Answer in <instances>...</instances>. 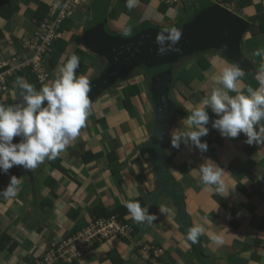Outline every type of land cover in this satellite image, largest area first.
I'll use <instances>...</instances> for the list:
<instances>
[{"label":"crops","instance_id":"obj_1","mask_svg":"<svg viewBox=\"0 0 264 264\" xmlns=\"http://www.w3.org/2000/svg\"><path fill=\"white\" fill-rule=\"evenodd\" d=\"M51 1L0 0L13 10L10 18H0V30L5 35V40L0 41V48H3L0 50V60L10 46L20 51L22 39L31 36L37 28V21L33 17L35 8L39 3L49 4ZM189 1H193L194 6L200 0H181L161 13L156 9V0L149 5H142L138 0L134 10L135 18L139 20L130 19L134 20V25L144 19L157 26H170L179 20ZM218 3L249 23L238 33L233 48L238 47L240 54L253 65L245 66L230 58L227 60V57L216 52L206 54L210 64L205 69L199 64L194 70L189 69V64L179 69V77L189 80L191 84L188 85L191 89L188 97H178L188 114L189 109L199 105L210 94L215 86L213 77L225 64H235L244 72L241 78L244 94H247L248 87L255 90L260 86L256 75L259 67L264 66V32L257 31V28L260 29L264 23V0H227ZM87 16L88 9L79 7L66 23L65 36L73 32L77 37L74 45L70 40V54L76 45L85 48L83 34ZM118 16L125 20L122 13ZM108 23L119 32L130 31L121 20H109ZM250 27L253 31L256 29L255 34L249 31ZM257 50L262 55L256 56L254 53ZM92 55L87 53L85 58H89L90 62H84L86 66H94L93 74L88 77L86 71L90 68H82L77 77L90 79L101 70V58ZM57 57L59 60L55 67L51 71L48 69L50 77L47 84L57 76L65 54ZM189 59L193 57L185 61ZM22 78L29 82L26 77ZM16 80L11 79L0 92V105H3V101H9L10 105L22 101ZM125 81L144 83L141 76L123 77L121 83L92 102L86 128L67 146L59 159L53 160L65 168L64 172L48 160L34 171L14 166L8 173L0 172V189L8 185L11 175L22 179L15 198L0 197V264H33L34 259L42 255L50 244L93 220L95 206L100 204L110 210L127 201L138 202V199H141L142 207L157 215V220L152 225L136 226L138 223L128 214L127 221L139 229L136 230L138 238L164 249L162 261L165 264H264V144H247L243 133L236 138L221 136L212 127L211 122L217 116L209 109V133L203 137L209 139L207 151L201 152L183 143L179 148H174L170 143V132L180 127L183 118L172 119L166 151L171 187H177L185 200L186 221L190 225L185 226L177 204L165 194L159 197L155 211L151 210L156 191L152 160L146 145L151 133L149 125L152 128L151 100L147 97L144 84L138 95V106L141 108H135L129 114L118 94ZM261 123L264 124V121ZM111 150H114L110 154L114 158L112 163L106 155ZM93 154L101 155L91 158ZM206 159L213 160L225 170L226 191L229 189L227 195L221 196L200 182L198 168ZM160 206L168 209L167 214H160ZM196 224L205 228V234L197 243H192L186 238L187 231ZM212 234H222L224 243L216 245L209 238ZM72 264L147 262L138 256L132 241L115 237L95 243L89 252Z\"/></svg>","mask_w":264,"mask_h":264},{"label":"clouds","instance_id":"obj_2","mask_svg":"<svg viewBox=\"0 0 264 264\" xmlns=\"http://www.w3.org/2000/svg\"><path fill=\"white\" fill-rule=\"evenodd\" d=\"M180 1L168 7L177 5ZM137 3L138 0H127L126 6L128 9H133ZM175 25L180 24L176 22L168 27L160 28L163 30L157 34L155 39L159 55L180 51L177 45L180 42L182 31ZM22 42L20 51H22ZM10 48L19 51L14 46H10L9 50ZM209 50L211 49L196 51L179 58L174 65V71L176 66L185 59L206 55L210 53ZM254 54L260 56L262 52L257 50ZM48 59L47 51L43 63H47ZM79 66L80 57L72 54L59 67L55 79L47 84L49 74L39 90L24 78H17L16 86L21 90L22 101L14 105H0V172L8 173L9 169L14 166L34 171L46 160L57 159L67 146L81 135V130L86 128L91 115L92 103L89 98L91 91L89 79L86 76L77 77L76 75ZM243 76L244 72L239 66L225 64L219 74L213 77L215 86L210 94L199 105L189 109L187 117L180 121V127L170 132L172 147L179 148L183 143L186 146H194L201 152L207 151V142L201 138L209 133L207 127L210 121L209 109L217 116L211 122L212 127L217 129L221 136L236 138L243 133L247 144H264V124L261 123L264 121V66L256 75L259 88L254 90L248 87L247 94H244L241 88ZM143 79L147 86L146 77L144 76ZM230 93H235V95ZM14 137H20V140L14 143ZM160 138H163V134ZM198 172L200 182L204 186L213 188L221 196L228 194L229 189L226 191L224 180L225 170L216 162L206 159L199 166ZM21 184L20 177L11 175L8 185L0 189V197L15 198ZM124 207L127 208L133 221L138 224L152 225L157 220L155 213H151L147 207H142L137 201H127ZM159 212L167 214L168 209L160 206ZM203 234H205V228L196 224L188 229L186 238L192 243H197ZM209 238L218 246L224 243L222 234H212Z\"/></svg>","mask_w":264,"mask_h":264},{"label":"water","instance_id":"obj_3","mask_svg":"<svg viewBox=\"0 0 264 264\" xmlns=\"http://www.w3.org/2000/svg\"><path fill=\"white\" fill-rule=\"evenodd\" d=\"M105 21L103 19L100 22L88 23L83 34L85 49L102 57L104 61L100 72L89 79L90 101L92 103L113 87L121 77L133 75L136 67L145 66L149 69L150 75L146 78V84L151 100L152 129L147 148L156 184L151 210L155 211L159 197L165 194L177 204L183 224L190 226L186 221L185 200L177 187H171L169 158L166 151L172 114L176 108L170 92L172 70L179 58L205 49L221 50L225 57L242 65L252 66L253 64L240 54L238 47L233 48L238 33L245 29L247 22L213 0H200L189 18L182 24L175 25L182 31L177 45L180 51L159 55L155 39L163 29L146 25L132 35L123 36L108 33L104 27ZM19 140L20 137H14L13 142Z\"/></svg>","mask_w":264,"mask_h":264},{"label":"built area","instance_id":"obj_4","mask_svg":"<svg viewBox=\"0 0 264 264\" xmlns=\"http://www.w3.org/2000/svg\"><path fill=\"white\" fill-rule=\"evenodd\" d=\"M171 5L179 0H159ZM90 0H52L48 14L34 34L23 39L22 51L10 48L7 57L0 60V88L17 72L29 69L38 82L45 83L49 73L43 58L53 42L62 37L64 21L73 16L76 9L87 6ZM21 52V53H20ZM125 238L133 242L138 256L147 264H165L164 249L138 238L134 225L121 221L117 216L94 218L86 225L73 230L53 242L36 257L33 264H72L89 252L95 243L111 238Z\"/></svg>","mask_w":264,"mask_h":264},{"label":"trees","instance_id":"obj_5","mask_svg":"<svg viewBox=\"0 0 264 264\" xmlns=\"http://www.w3.org/2000/svg\"><path fill=\"white\" fill-rule=\"evenodd\" d=\"M151 1H155V0H139V2L142 5H149ZM217 2H224L227 0H216ZM126 2L127 0H115L113 2V0H90L89 4L87 6H85V8L88 9V16H87V21L85 24V27L88 23H92L93 21L95 22H100L105 18V30L110 33V34H120L123 36H129L132 35L136 32H138L140 29H142L144 26L146 25H151L153 26L154 24H152L151 22H149L148 20H144L142 19L141 22H137V25H134V19L135 18V10L133 9H128L126 6ZM193 1H189V3H187L185 5V8L189 11L187 13L186 9L183 8L181 16L179 17V20L177 21V23L181 24L183 22L186 21V19L189 18V16L194 12V9L197 8V6H193L192 5ZM168 5L163 4L161 2L157 3L156 9L161 11V13H165L166 9H167ZM48 10H49V4H45V3H39L38 7L35 8V11L33 12L34 14V18L37 21V25L41 24V22L44 20V18L47 16L48 14ZM186 11V12H185ZM13 12L12 9L8 8L5 4L0 3V18H10L11 13ZM122 13L123 17L125 18V20L122 18H120L118 15ZM128 17V19L125 16ZM131 18V19H130ZM109 20H114V21H119L121 20L126 26H128V29L130 28V31L128 30L126 32L125 31H117L114 30L113 28L110 27L108 21ZM135 20H139L137 17L135 18ZM69 21V18L66 19L64 21V24L62 26V37L57 39L56 41L53 42V45L49 48L48 50V55H49V59L47 61V63H44L46 68L49 69V71H51L55 65L58 62V55L59 54H65V59L63 61V63L66 62V60L72 55V54H76L80 57V66L79 68L76 70V75L78 76L80 73V70L82 68H87L89 70L92 69V66H86L84 60L88 63L89 58H85L87 56L88 52L87 49H85L83 46H78L75 48V50L73 51V53H69V47L71 45L70 40L72 39V44H76L77 43V37L73 32H69V34L67 36H65V29L66 27V23ZM262 23V22H261ZM248 24V23H247ZM159 28H165L168 26H158ZM247 27V25H246ZM245 27V28H246ZM249 31L252 33H256V29L253 31L251 29V27L249 28ZM257 31H263L264 32V23L261 24L260 29L257 28ZM30 37V36H29ZM84 38V36H83ZM5 40V35L3 34V32L0 30V41ZM3 49V48H2ZM0 48V50H2ZM6 55H7V51L5 49ZM210 53L214 54L216 52H219L220 54H222L221 56H224V52L221 50H209ZM94 58L96 57L95 55H92ZM198 57L196 59V63L200 65V67L202 69H205L209 66V59L206 58V55L203 56H196ZM195 57V58H196ZM224 58H226L224 56ZM194 59V57H193ZM227 60H229L228 58H226ZM262 66L259 67V69ZM141 68L142 69V73L146 76V78L149 77L150 75V71L147 67L145 66H140V67H136L135 69ZM58 74V73H57ZM129 75H126L125 77H128ZM179 72H175L174 69L172 70V80H171V88H170V92H171V97L172 99L175 101L176 103V108L172 114V119L178 118V117H182V118H186L188 113L184 111V107L181 104V102L178 100V97H182V98H187L188 94L190 93L191 89L188 87V85L185 84V81L183 79H181L179 77ZM18 77H26L28 79V81L30 83H32L37 90H39L44 84L39 83L36 76L30 72L28 69L27 70H23V71H19L16 74H14L7 82L4 86H2V88H0V92L5 88V86L7 85V83L13 79L15 80ZM174 77H176V80H174ZM121 80H123V77H121L115 84L121 83ZM147 80V79H146ZM182 81V82H181ZM126 83L124 84L123 87L120 88V90L118 91V94L120 96V101L121 104L123 105L124 109L126 111L130 113H133V111L135 110V108L140 109L141 106L139 105V101H138V95L141 93L142 91V85L139 84V82L137 81H125ZM184 83V84H182ZM179 84L181 86H179ZM145 89L147 90V86H145ZM186 89V92H183V90ZM189 91V92H188ZM147 97L148 99H150L149 94L147 93ZM95 100V99H94ZM93 100V101H94ZM3 105H10L9 101H3ZM152 114V111H150ZM172 122V121H171ZM151 125H149V130L151 132ZM203 141H206L208 144L209 139H203V137L201 138ZM147 145V143H146ZM114 153V150H111L109 153H107V159L108 161H110L111 163L114 161V158L112 154ZM109 154V155H108ZM101 154H93L91 158H97L98 156H100ZM59 159V157H57ZM85 159V157H84ZM50 163L55 166L57 169H61L62 172L65 171V168H63L61 166V164L58 163H54V161H50ZM138 202L140 203V205H142V201L141 199H138ZM125 204V203H124ZM124 204L116 206L110 210L105 209L104 207H102L100 204L95 206L94 208V218H99V217H108L111 215H115L118 217L119 220L121 221H126L127 220V216H128V210L126 207H124ZM136 226H140V224H136ZM135 230H139V229H135ZM125 239V238H122Z\"/></svg>","mask_w":264,"mask_h":264},{"label":"rangeland","instance_id":"obj_6","mask_svg":"<svg viewBox=\"0 0 264 264\" xmlns=\"http://www.w3.org/2000/svg\"><path fill=\"white\" fill-rule=\"evenodd\" d=\"M151 4V3H150ZM131 23H133V22H131ZM114 29H116V30H118L116 27H113ZM211 55H212V53H211ZM198 57H196V58H194V59H189V60H186L185 62H181L180 64H178L177 66H176V68H175V72H177L179 69H183L187 64H189L188 66H189V69H191V68H193V70H194V68L195 67H197L198 65H197V63H196V59H197ZM96 63H97V61L95 62V64L94 65H96ZM94 66H92V68H93ZM95 71V69H91V70H88V71H86V73H89L88 74V77L91 75V74H93V72ZM98 72H100V70H98L97 72H95L96 74L98 73ZM194 73H195V71H194ZM95 74V75H96ZM94 75V76H95ZM137 78V77H136ZM181 79H183V78H181ZM139 80V79H138ZM174 80H176V77H174ZM184 80V79H183ZM185 81V84L186 85H191L190 84V81L189 80H184ZM139 82V81H138ZM182 82V81H181ZM124 83V82H123ZM126 83V82H125ZM182 84H184V83H182ZM143 85H144V83H142V87H143ZM148 100V99H147ZM131 114V113H130ZM98 120H100V121H102L103 119L102 118H98ZM69 175H70V173H69Z\"/></svg>","mask_w":264,"mask_h":264},{"label":"flooded vegetation","instance_id":"obj_7","mask_svg":"<svg viewBox=\"0 0 264 264\" xmlns=\"http://www.w3.org/2000/svg\"><path fill=\"white\" fill-rule=\"evenodd\" d=\"M95 56H97V55H95ZM98 58L100 57V56H97ZM101 58V57H100ZM101 61H102V65H101V67H103V65H104V61H103V59L101 58ZM99 73V72H98ZM133 74V76H136V77H140L141 75L143 76V73H142V69L141 68H138V69H135L134 70V72L132 73ZM97 75V74H96ZM95 75V76H96ZM94 77V76H93Z\"/></svg>","mask_w":264,"mask_h":264}]
</instances>
